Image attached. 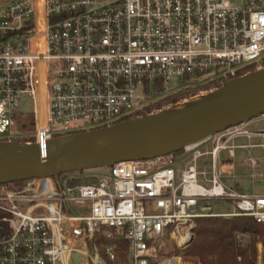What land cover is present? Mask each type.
I'll return each mask as SVG.
<instances>
[{
  "label": "built area",
  "instance_id": "1",
  "mask_svg": "<svg viewBox=\"0 0 264 264\" xmlns=\"http://www.w3.org/2000/svg\"><path fill=\"white\" fill-rule=\"evenodd\" d=\"M1 2L0 140L16 141L5 138L30 97L35 133L21 142L39 145L42 164L48 140L126 121L158 80L236 78L264 57V0ZM260 121L264 113L176 153L114 163L90 182L44 170L0 183V264H201L181 254L196 218L264 225V195L223 181L237 151L258 166ZM213 200L232 210L212 212Z\"/></svg>",
  "mask_w": 264,
  "mask_h": 264
},
{
  "label": "water",
  "instance_id": "2",
  "mask_svg": "<svg viewBox=\"0 0 264 264\" xmlns=\"http://www.w3.org/2000/svg\"><path fill=\"white\" fill-rule=\"evenodd\" d=\"M239 81H244L242 85L250 90H233L171 120L127 119L108 127L50 139L45 144L43 164L38 144L0 140V183L29 179L44 170L58 177L64 173L111 167L120 161L176 153L184 146L264 113V67L239 76L233 83ZM104 138H112L118 145L95 149V144ZM72 259L77 262V254H73Z\"/></svg>",
  "mask_w": 264,
  "mask_h": 264
},
{
  "label": "rangeland",
  "instance_id": "3",
  "mask_svg": "<svg viewBox=\"0 0 264 264\" xmlns=\"http://www.w3.org/2000/svg\"><path fill=\"white\" fill-rule=\"evenodd\" d=\"M6 4L0 3V13L3 11V8ZM256 70L262 68L261 64L257 62L255 65ZM241 76V75H239ZM239 76H235L236 78L229 80L223 85H219L217 82H213V84L208 85L207 87L200 88V90H193L191 93L188 94H180L176 98L171 97L170 99L166 100L162 98L165 95L172 96V94L179 88L186 86V85H203L208 80H212V78L208 77H201V78H193L187 81H179L174 80L171 81L170 84H165L164 87L158 91L155 88L149 89L146 93V99L144 102V110L140 116H136L131 119H140L143 117H152L153 122L171 120L175 118V116L180 115L177 112L178 110L185 111L184 114L191 112V110L200 108L207 103L212 102L224 94L231 92L235 89L236 86L245 84L244 81H239L233 83ZM233 83V84H232ZM162 100V101H161ZM194 104V105H193ZM186 109V110H185ZM34 110V101L28 97L21 98V106L20 111L24 113L27 118H20L17 121V124L10 129L9 137L5 138L6 140L10 139L11 141L14 140H22L25 138L33 137L34 129L33 126L29 123L31 118V113ZM183 115V114H181ZM253 128H261L264 129V121L254 122L251 124ZM239 143H247L244 137L236 140ZM253 143L262 142L261 138L252 139ZM118 145L112 138H104L99 140L95 144V149H104L111 146ZM251 155L254 156L259 160V164L256 168L252 169L246 162L245 157L247 153L245 150L237 151L236 157L234 159V164H231L230 160V171L223 181L225 184H231L235 186L236 183L238 184L241 191H244L248 194H263L264 195V148H257L251 150ZM109 172V167H96L92 169L82 170L80 172H70L61 174L59 179L62 180L64 176L71 175L75 179H79L85 182H90L96 180V177L107 175ZM254 175L253 180H251V175ZM212 212L216 213H225L227 211H231V202L223 201V200H213L210 203V207ZM69 211L76 216L81 215L78 210V207L70 205ZM196 225V224H195ZM241 245H246L249 241L248 234L244 233L238 236ZM257 255H258V264H261V251H262V244H257ZM176 262L179 259H175Z\"/></svg>",
  "mask_w": 264,
  "mask_h": 264
},
{
  "label": "trees",
  "instance_id": "4",
  "mask_svg": "<svg viewBox=\"0 0 264 264\" xmlns=\"http://www.w3.org/2000/svg\"><path fill=\"white\" fill-rule=\"evenodd\" d=\"M255 65L251 64L239 69L237 76L255 71ZM261 67H264V57L262 58ZM231 79L234 78H216L208 80L205 84L203 83V85L199 86L186 85L177 89L172 96L165 95L162 100H168L171 97L176 98L180 94H188L193 90H200V88L207 87L213 82H217L221 86ZM189 80L185 78L186 83ZM164 85L162 80H158L155 83L156 91L162 89ZM143 110L144 108L132 113L125 120L140 116ZM30 140L31 138L17 141ZM16 182L20 183V181ZM73 182H76V180ZM195 224L192 242L181 251L182 255L198 257L201 264H258L256 246L261 243V264H264V225L256 223L251 217H201L196 218ZM244 233L248 234L249 241L243 246L240 244L238 236ZM122 258L123 255H121Z\"/></svg>",
  "mask_w": 264,
  "mask_h": 264
},
{
  "label": "bare ground",
  "instance_id": "5",
  "mask_svg": "<svg viewBox=\"0 0 264 264\" xmlns=\"http://www.w3.org/2000/svg\"><path fill=\"white\" fill-rule=\"evenodd\" d=\"M235 91H245V90H250V88L248 87V86H243V85H239V86H236L235 87V89H234ZM194 105V104H193ZM186 110V109H185ZM177 112H179L178 114H183V113H185V111L183 110V111H181V110H178ZM174 261H176V260H174Z\"/></svg>",
  "mask_w": 264,
  "mask_h": 264
},
{
  "label": "crops",
  "instance_id": "6",
  "mask_svg": "<svg viewBox=\"0 0 264 264\" xmlns=\"http://www.w3.org/2000/svg\"><path fill=\"white\" fill-rule=\"evenodd\" d=\"M235 186L239 188V186H238V184H237V183H236V185H235Z\"/></svg>",
  "mask_w": 264,
  "mask_h": 264
}]
</instances>
